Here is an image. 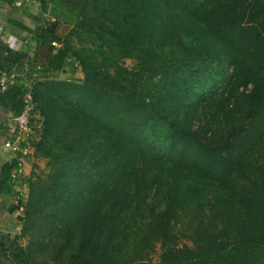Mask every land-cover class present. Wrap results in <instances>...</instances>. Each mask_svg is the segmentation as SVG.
<instances>
[{"label":"trees","instance_id":"obj_1","mask_svg":"<svg viewBox=\"0 0 264 264\" xmlns=\"http://www.w3.org/2000/svg\"><path fill=\"white\" fill-rule=\"evenodd\" d=\"M60 1L76 22L52 67L79 80L26 87L30 60L0 46L19 76L0 105L29 93L49 167L0 264H264V0Z\"/></svg>","mask_w":264,"mask_h":264},{"label":"crops","instance_id":"obj_2","mask_svg":"<svg viewBox=\"0 0 264 264\" xmlns=\"http://www.w3.org/2000/svg\"><path fill=\"white\" fill-rule=\"evenodd\" d=\"M76 17L66 10L60 0H32V3L22 8L15 6L14 0H0V46L30 60L25 63L20 76L21 82L26 81L24 73L36 65H41L44 74L43 79H69L79 80L80 73L69 67H56L55 56L61 48L64 36L74 26ZM53 39L55 41H52ZM55 43V45H53ZM51 67V68H50ZM0 105V144L5 140H11L16 144L17 150L3 148L0 145V181L1 170L9 164H17L18 160L24 163V176L10 183L12 187L0 189V231L9 229L11 222L22 221V215L18 213L13 201L17 188H23V183L28 182L31 167L35 163L33 149H28L27 156L21 157L23 149L21 135L16 132L14 117L6 101ZM21 149V150H20ZM19 158V159H18Z\"/></svg>","mask_w":264,"mask_h":264},{"label":"built area","instance_id":"obj_3","mask_svg":"<svg viewBox=\"0 0 264 264\" xmlns=\"http://www.w3.org/2000/svg\"><path fill=\"white\" fill-rule=\"evenodd\" d=\"M32 3V0H17L15 3L16 7L22 8L25 5H29ZM55 45V43H53ZM67 64L70 65V68L72 70L78 69V65L74 62H72L70 59L66 60ZM43 68L40 66H36L31 74V77L21 82L26 87H30L34 82H36L39 79H42ZM19 76L16 73H7L2 72L0 74V93L5 92L10 86H13L18 82ZM22 101L24 103V108L22 112L14 117V123H15V129L16 132L21 135L22 140V146L23 149L21 150V157L27 156L28 149H33L34 143H36L40 138V133L42 130V125L40 123L39 118L35 114L34 111V105L32 103V100L30 99L29 93H25V95L22 98ZM3 148L11 149L13 151L17 150V145L14 144L11 140H5L2 142ZM19 159V158H18ZM24 163L21 160L17 161L16 167L11 171L10 178L11 182H15L18 180L19 177L24 176ZM28 182L23 183V188H17L16 195L14 197L13 204L17 208V211L19 214H23L25 209V202L27 199V193H28Z\"/></svg>","mask_w":264,"mask_h":264},{"label":"rangeland","instance_id":"obj_4","mask_svg":"<svg viewBox=\"0 0 264 264\" xmlns=\"http://www.w3.org/2000/svg\"><path fill=\"white\" fill-rule=\"evenodd\" d=\"M124 65L126 67L131 68L134 65V61L132 60H125ZM48 161L44 159H38L35 160L34 165V171H36L38 174H43L48 171ZM31 175V174H30ZM19 222V221H18ZM18 222H11V226L9 229H5V233L8 235H11L12 238L16 240V243L20 246H26L27 241L26 239L22 238L20 236L21 229H22V221L20 223ZM175 233L177 237L179 238V244L180 245H187L191 246L190 241L187 238V232L185 231L184 225H180L179 227H176ZM155 253L152 254L153 260H157L158 254L160 253L159 247L155 248Z\"/></svg>","mask_w":264,"mask_h":264},{"label":"water","instance_id":"obj_5","mask_svg":"<svg viewBox=\"0 0 264 264\" xmlns=\"http://www.w3.org/2000/svg\"><path fill=\"white\" fill-rule=\"evenodd\" d=\"M5 235H6L5 232H1V231H0V236H3V237H4ZM5 249H6V248H4L3 242H0V250H1V251H5Z\"/></svg>","mask_w":264,"mask_h":264},{"label":"flooded vegetation","instance_id":"obj_6","mask_svg":"<svg viewBox=\"0 0 264 264\" xmlns=\"http://www.w3.org/2000/svg\"><path fill=\"white\" fill-rule=\"evenodd\" d=\"M8 236V234L5 235V237Z\"/></svg>","mask_w":264,"mask_h":264}]
</instances>
